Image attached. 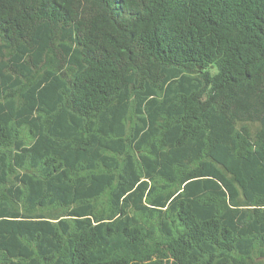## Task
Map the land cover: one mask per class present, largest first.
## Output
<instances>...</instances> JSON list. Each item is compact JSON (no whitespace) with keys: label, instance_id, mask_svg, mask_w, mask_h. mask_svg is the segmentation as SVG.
Segmentation results:
<instances>
[{"label":"trees","instance_id":"1","mask_svg":"<svg viewBox=\"0 0 264 264\" xmlns=\"http://www.w3.org/2000/svg\"><path fill=\"white\" fill-rule=\"evenodd\" d=\"M0 264H264V0H0Z\"/></svg>","mask_w":264,"mask_h":264}]
</instances>
